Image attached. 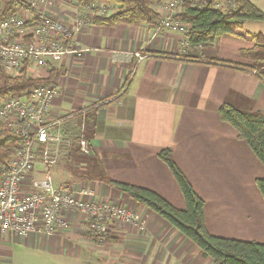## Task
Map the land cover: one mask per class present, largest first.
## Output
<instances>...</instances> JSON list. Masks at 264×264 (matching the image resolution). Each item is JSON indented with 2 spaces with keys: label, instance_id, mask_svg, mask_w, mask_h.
<instances>
[{
  "label": "crops",
  "instance_id": "0c3cea01",
  "mask_svg": "<svg viewBox=\"0 0 264 264\" xmlns=\"http://www.w3.org/2000/svg\"><path fill=\"white\" fill-rule=\"evenodd\" d=\"M57 2L50 13L73 28V47L84 50L65 55L53 69L57 94L48 111L49 131L62 134L63 158L71 155L66 137H84L98 171L77 180L68 174V181L55 185L90 188L92 199L132 209L139 223L115 225L113 241L94 243L85 219L67 211L66 229L52 235L0 231V264H210L159 215L107 182L151 189L184 208L175 179L157 156L165 148L204 200L211 234L264 243V203L254 185L255 178H264V167L218 115L223 103L264 115V64L240 55L253 42L223 36L192 48L177 33L152 37L145 24H79L66 0ZM74 118L80 126L70 122ZM47 171L37 164L29 177Z\"/></svg>",
  "mask_w": 264,
  "mask_h": 264
},
{
  "label": "built area",
  "instance_id": "2783aa9c",
  "mask_svg": "<svg viewBox=\"0 0 264 264\" xmlns=\"http://www.w3.org/2000/svg\"><path fill=\"white\" fill-rule=\"evenodd\" d=\"M55 1L27 0L35 10L32 12L7 11L6 1L0 0V69L11 76L25 70L32 77L47 78L49 70L65 55H78L84 50L73 47V29L50 13ZM75 1L79 15L109 11L103 0ZM182 3L183 0H167L158 7L152 37L162 29L177 34L187 29L177 18ZM233 3L219 0L215 6L224 10ZM78 23L85 24L87 20L78 18ZM181 44L187 43L182 39ZM56 94L52 82H37L27 91L0 100V134L11 133L22 139L12 148L6 164L0 166V231L17 236L52 235L66 229L64 213L68 211L81 215L88 231L102 241L115 225L138 224L136 213L119 203L92 199L93 190L81 184L56 186L48 175L29 177L37 164L46 170L59 156L63 140L59 134L50 133L47 121ZM77 144L81 152H90L84 137L80 136Z\"/></svg>",
  "mask_w": 264,
  "mask_h": 264
},
{
  "label": "trees",
  "instance_id": "16d2710c",
  "mask_svg": "<svg viewBox=\"0 0 264 264\" xmlns=\"http://www.w3.org/2000/svg\"><path fill=\"white\" fill-rule=\"evenodd\" d=\"M5 10L32 9L27 0H5ZM82 0H80L81 2ZM111 3L110 13L79 15L87 24L94 26H114L116 24L150 25L159 18L158 7L167 0H103ZM219 0H183L179 21L187 25L182 33L189 47H206L223 36L249 38L253 47L240 51L244 58L254 63L264 64V35L244 31L245 22L264 20V13L250 0H231L233 5L226 9L216 7ZM227 1V0H224ZM53 69L47 78H36L23 70L17 76H11L0 69V100L5 96L18 95L27 91L37 82L51 83ZM220 120L228 123L236 131V137L245 142L254 156L264 167V115L241 111L227 103L218 108ZM22 139L11 133L0 134V166L6 164L11 150ZM157 156L166 164L184 199V208H176L155 191L130 183L107 179V182L139 204L144 205L181 235L188 239L203 257L211 260L210 264H264V243L246 241L211 234L204 219V200L198 195L191 182L178 166L169 148L161 149ZM254 185L264 203V178L254 179ZM87 238L94 243H107L114 239L109 235L99 241L91 232Z\"/></svg>",
  "mask_w": 264,
  "mask_h": 264
},
{
  "label": "rangeland",
  "instance_id": "374dc122",
  "mask_svg": "<svg viewBox=\"0 0 264 264\" xmlns=\"http://www.w3.org/2000/svg\"><path fill=\"white\" fill-rule=\"evenodd\" d=\"M224 1V0H220ZM251 2H253L263 13H264V0H250ZM77 3L75 0H66V3L64 4V6L67 9V12L69 15L74 16L75 18H79V13H78V8L79 6H77ZM109 5V11H107L106 13H110L113 10V6L111 5V3L106 2ZM58 2L57 0L55 1V7L57 6ZM82 11V10H81ZM245 23H252L249 26L243 25L244 29H247L248 27L251 28L252 30H256V31H260L259 33L264 35V20H258V21H251V22H245ZM151 30V26L147 25ZM72 28V27H70ZM73 29V28H72ZM165 29H162L160 32H164ZM159 32V33H160ZM168 32V31H167ZM182 35V34H179ZM65 118V117H64ZM70 122L77 124V126H80V122L78 118H74L72 120H70ZM62 128V124L58 125L56 124V129H61ZM85 128V127H83ZM55 128L51 129V132H54V130H56ZM80 129V127H79ZM60 136L62 135L61 133H58ZM85 135L87 136L88 134L85 133ZM70 137H66L68 140V143L71 146V155L68 157L63 158L65 152H62V150L59 149V156L58 159L55 163L51 164L48 166V171L47 174L49 176V178L51 179V181L55 184V183H61V180H69L68 179V174L72 177H74L76 180L79 178H89L91 177L92 174L96 173V170L98 171V169L95 170V167L98 166V160L97 158L93 157L90 158L87 154L83 153L80 151L78 144H77V140H78V133L73 132L71 134H69ZM77 136V137H76ZM62 138V136H61ZM81 164H85L87 165L84 169H82V167H80ZM93 168V170H92ZM92 173V174H91ZM47 176L45 173H42L41 177H45ZM60 186V185H59ZM256 187V186H255Z\"/></svg>",
  "mask_w": 264,
  "mask_h": 264
}]
</instances>
